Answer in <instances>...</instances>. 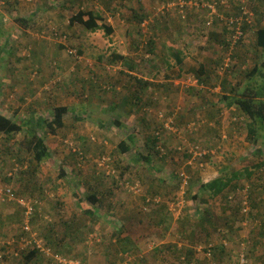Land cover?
Masks as SVG:
<instances>
[{
    "label": "rangeland",
    "instance_id": "obj_1",
    "mask_svg": "<svg viewBox=\"0 0 264 264\" xmlns=\"http://www.w3.org/2000/svg\"><path fill=\"white\" fill-rule=\"evenodd\" d=\"M241 1L0 0V107L23 122L31 114L51 120L56 107L74 104L66 128L58 134L41 129L48 145H58L54 164L34 167L19 150L22 133L0 134V186L15 192V199L0 200V264H58L43 252L31 259L37 263L27 260L31 250L15 238L25 236L21 197L39 202L31 228L43 243L82 264H189V249L191 264H264V167H256L263 141L249 140V119L229 106L233 94L223 99L247 83L255 63L263 70L253 30L241 45L226 49L219 42L231 38L225 20L242 15L234 8ZM260 1L255 10H264ZM247 7L255 12L252 3ZM79 9L101 11L114 33L70 24ZM18 17L29 18L27 26ZM170 41L183 51L182 64ZM46 49L55 54L41 60ZM230 55L231 67L204 75L207 84L186 72L197 60L217 63ZM262 80L264 71L256 76ZM224 81L226 89L214 87ZM32 85L47 102L40 113L27 109L28 99H38ZM123 141L127 152L120 150ZM197 147L203 157L195 155ZM17 159L26 170L6 182ZM245 168L252 174L237 191L229 188L216 199L199 192L201 184ZM182 172L190 176L185 188ZM90 193L100 198L93 219L85 213L92 203H81Z\"/></svg>",
    "mask_w": 264,
    "mask_h": 264
},
{
    "label": "trees",
    "instance_id": "obj_2",
    "mask_svg": "<svg viewBox=\"0 0 264 264\" xmlns=\"http://www.w3.org/2000/svg\"><path fill=\"white\" fill-rule=\"evenodd\" d=\"M261 2L260 0H242L241 3L234 5V8L238 11L237 14H242L240 17L235 18V22H231L230 19L226 18L227 25L223 29L226 32V29H230L229 33L231 38L220 40L221 45H225L226 49H229L231 44L234 42L235 45H241L242 42H245V35L248 33V30H253L255 33V49L259 51V58L263 59V62L261 63L263 65V70L261 65L257 62L254 64V67L250 73L249 80L241 89H235L231 88L230 92L225 93L223 96V99H228L229 94L232 95L231 101H229V106L234 105L237 110H239L241 113H243L248 119H249V128L247 132V136L250 141L253 142V145H257L258 142L263 141V147H264V80H262L260 83L256 82V76L258 74H262V71H264V24H259L261 22L258 21V13L264 14V10L260 7H257L255 10V7L259 5ZM252 3V8L255 10V12H251L248 9V4ZM109 9V7H108ZM247 13H252V22L248 21ZM227 17H231L227 14ZM139 19L144 20V16L141 15ZM17 23H20L22 26H27L30 19L26 17H18L15 20ZM106 18L102 14L101 11L93 10V9H79L74 15L70 18V24H82L87 28L89 31L95 32L98 30H104L108 35L112 34L114 29L110 24L106 23ZM214 22V21H213ZM213 22L209 21L208 24H212ZM5 23L2 22L0 27H3ZM224 19H221V25H217L218 28L223 27ZM216 26V27H217ZM222 29V28H221ZM240 29L241 36H239L238 39H235L237 37V30ZM216 39V37H219V32L216 34H213ZM177 41V38H176ZM168 46H170L172 51H176L174 56L177 58V62L182 64L183 60H185L183 56V51L180 49V46L178 47L176 44L173 43V41L168 42ZM2 49V48H0ZM258 54V53H257ZM232 55H230L228 58H222L220 56L219 60H216L217 63H213L214 59H208V61H200L197 60L195 64L189 65V68L187 69L188 76L193 77L197 79L198 85H204L207 84L206 78H203L204 75H206L208 78L210 75H212V72H216L218 69L225 70L227 67H231V61H232ZM215 62V61H214ZM217 64V65H215ZM197 65V66H196ZM228 68V70H229ZM190 74V75H189ZM181 77V76H180ZM192 78V79H193ZM213 85V84H212ZM227 82L224 81V83L221 84H215L214 87H223L226 89ZM195 89V88H192ZM67 108L64 106H58L54 110V115L51 120H47L43 117H35L31 116L27 118L23 122H18L16 119L14 120L12 117H9L5 114H3L0 111V134L6 135V137H12L15 136V134L22 133L23 139L20 143L21 149L23 152L30 154L31 160L33 163H35V166L40 165L44 161H51L52 164L55 163L54 157H53V149H57L58 145H48L45 138L40 134L41 129L45 131V127L51 132L52 134H58L60 130L63 129L65 122H64V116L67 113ZM130 139L133 141L134 137H130ZM154 148L156 147L158 143V136H154L151 138ZM120 150L123 152H127L130 150V146L127 144L126 141H123L119 144ZM263 150V149H262ZM156 152L159 154V152L156 150ZM76 153L74 152V155ZM81 157V159H84L85 155L81 154L78 156V158ZM146 160H150V157H145ZM17 162L20 164V162L17 159ZM37 164V165H36ZM32 165V164H31ZM32 167V166H31ZM32 167V168H34ZM152 167V166H151ZM257 168H263L264 167V158L260 160L257 165ZM23 170H26L25 168ZM22 170V171H23ZM20 171V172H22ZM19 172L15 173L13 176H9L8 172L6 174V182L13 180L15 176ZM64 173V171H63ZM252 174V171L249 168H245L243 171H233L232 176H229L228 173L219 176L212 181H209L207 183H203L199 187V192H206L209 197L212 199H216L220 196L225 195V191L229 188H232L233 190L237 191L239 189L240 180L244 177H250ZM63 175V174H61ZM178 179L181 181L180 174L178 175ZM163 181V178L161 179ZM86 181V180H85ZM80 183H85L83 179H79ZM182 183V182H181ZM116 184V183H115ZM114 184V185H115ZM181 185V184H180ZM12 186V185H11ZM261 186V184L259 185ZM2 187H6V185H3ZM13 194H15L14 189L12 190ZM112 191V190H111ZM0 200H6L7 197L4 195H0ZM198 196H195L197 198ZM81 203L83 201H87L89 203H92L93 208H86L85 213L88 216H92V219L94 218V213H96V207L94 206L95 203L100 201V198L95 193H90L85 197L84 199H81ZM17 201V200H16ZM202 209V208H201ZM35 214L31 218V223L34 218ZM24 217V214H23ZM23 226V225H22ZM70 233V232H69ZM113 234V233H112ZM111 234V235H112ZM114 237H117V234L113 235ZM16 239H20L15 237ZM45 238L47 240V244L53 245V240L51 239V236L48 234L45 235ZM111 241V240H110ZM247 242H251V244H255L256 239L255 238H247ZM112 243V242H111ZM248 244V243H247ZM250 244V243H249ZM253 244V245H254ZM125 250H129V247H126ZM57 251V250H56ZM59 253V251H57ZM38 253H40L38 250H32L28 252V259H33ZM186 255H188L189 264H191V261L193 260V251L187 250ZM3 259V256H2ZM141 260V259H139ZM120 261V260H119ZM147 260L144 261V264H146ZM130 264V263H129Z\"/></svg>",
    "mask_w": 264,
    "mask_h": 264
},
{
    "label": "built area",
    "instance_id": "obj_3",
    "mask_svg": "<svg viewBox=\"0 0 264 264\" xmlns=\"http://www.w3.org/2000/svg\"><path fill=\"white\" fill-rule=\"evenodd\" d=\"M248 15V21L252 22V13H247ZM251 15V17H250ZM241 32L240 29L237 30V37L239 38V36H241ZM170 127V122H168L167 127ZM69 148L71 150L76 151L75 149V144L74 143H70L69 144ZM198 148V147H197ZM200 148L196 149V153L195 155H198L199 157H203L205 152L204 151H199ZM198 151V152H197ZM80 153V152H79ZM82 154V153H80ZM21 169L20 164L17 161H14V166L13 168L8 172L9 176H13L15 173L19 172ZM180 177H181V187L185 188V185H189L190 183V176H188L185 172L180 173ZM13 188L11 185H9V187H2L0 186V195L2 196H6L7 199L8 197L10 199H12L13 196ZM15 199V198H14ZM17 203L24 209V222H23V232H25V236L22 235L21 239V244L23 245V247L26 250H38L39 252H43L46 256L50 257L51 259H53L55 262H57L58 264H82V262L80 260H71L68 257H65L57 252H55L54 250H52L53 248L50 246H47L45 243H43V240L40 239L38 237L37 232H35L34 230H32L31 228V218L33 217L34 213H35V209L36 206L38 205V200L36 199H29L26 197H21L16 199ZM245 204L247 205V203L245 202ZM171 211H173V206H170L169 208ZM248 208H244V211H247ZM15 255H18V252L15 250L14 251ZM1 257V256H0Z\"/></svg>",
    "mask_w": 264,
    "mask_h": 264
},
{
    "label": "crops",
    "instance_id": "obj_4",
    "mask_svg": "<svg viewBox=\"0 0 264 264\" xmlns=\"http://www.w3.org/2000/svg\"><path fill=\"white\" fill-rule=\"evenodd\" d=\"M5 23V22H4ZM107 24H109L108 22H107ZM112 26V25H111ZM114 29V28H113ZM113 33H114V31H113ZM256 39V38H255ZM49 44V42L47 43V44H45V46L47 47V45ZM39 53V52H38ZM55 53H51V52H49L48 51V49H46V50H43V51H41V53L38 55L39 56V58L41 59V60H45L46 61V58L48 57V56H52V55H54ZM264 54V53H263ZM43 78H44V76H42ZM1 80H0V88H1ZM3 84H5V83H3ZM81 88H78L77 89V91H79ZM31 90H32V92L35 94V96H36V98H38V99H36V101L35 102H32L33 101V99H28V102H27V109H28V112L31 114L32 112H34V110L35 109H37V113L39 112H41V109L44 107V105L47 103L46 102V99L44 98V96H43V94L39 91V92H37L36 90V86L35 85H32V87H31ZM44 95H46V94H44ZM60 106H64V107H66L67 108V112H69L70 111V109H71V107L72 106H74V104H73V100L71 101V104L70 103H62ZM0 111L3 113V114H5V115H7V113L4 111V109L3 108H1L0 107ZM67 114V113H66ZM66 114H65V116H64V122H65V125H64V127L63 128H66L67 127V125H66ZM7 116H9V117H11L10 115H7ZM37 117H40V114H39V116H37ZM69 127V126H68ZM73 130H75V126H72L71 127ZM32 251V250H31ZM28 254V253H27ZM37 256H35L34 258H36ZM33 258V259H34ZM27 260H28V255H27ZM35 260H37V259H35ZM35 260H30L31 262H34ZM36 263H37V261H35ZM34 262V263H35Z\"/></svg>",
    "mask_w": 264,
    "mask_h": 264
},
{
    "label": "clouds",
    "instance_id": "obj_5",
    "mask_svg": "<svg viewBox=\"0 0 264 264\" xmlns=\"http://www.w3.org/2000/svg\"><path fill=\"white\" fill-rule=\"evenodd\" d=\"M157 147H158V146H157ZM157 151L160 153V150H159V149H158Z\"/></svg>",
    "mask_w": 264,
    "mask_h": 264
}]
</instances>
